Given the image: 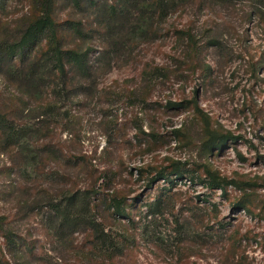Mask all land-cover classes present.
I'll use <instances>...</instances> for the list:
<instances>
[{
    "label": "rangeland",
    "instance_id": "1",
    "mask_svg": "<svg viewBox=\"0 0 264 264\" xmlns=\"http://www.w3.org/2000/svg\"><path fill=\"white\" fill-rule=\"evenodd\" d=\"M36 1L0 0V43L19 38ZM122 1L54 0L64 47L91 50L80 94L26 99L0 76V105L16 96L29 117L58 107L37 170L0 142V264H264V0H167L146 40L115 51L100 22L104 5ZM154 1L141 2L147 17ZM78 22L82 37L66 30ZM204 118L237 139L211 151ZM207 171L252 186L209 190L198 182ZM159 173L167 180L148 186ZM86 188L98 192L91 211L118 250L83 227L47 226L45 195ZM115 196L124 217L108 207Z\"/></svg>",
    "mask_w": 264,
    "mask_h": 264
},
{
    "label": "trees",
    "instance_id": "2",
    "mask_svg": "<svg viewBox=\"0 0 264 264\" xmlns=\"http://www.w3.org/2000/svg\"><path fill=\"white\" fill-rule=\"evenodd\" d=\"M142 1L123 0L119 7L103 6L107 21L100 24L110 34L108 37L110 45L115 51L124 48L133 37L146 40L144 35L146 29H150L156 20H162L167 15V0H155L150 17L142 11L146 7L145 4L142 5V9L140 8ZM73 2L76 4L77 0ZM36 6L34 18L30 19L21 31L19 38L13 42L0 43V76L15 85L26 99L36 101L46 98L54 101L70 99L80 94L81 82L90 77L91 50L82 49L80 46L64 47L62 38L65 30L54 21L52 15L54 0H37ZM100 14L102 16V12ZM81 26L80 22L70 24L66 30L73 36L82 37ZM110 54L107 55V66H110L109 61L113 58ZM13 97L4 105H0L1 149L3 152L13 149L23 166L37 170L45 154L44 142L54 135V129L51 126H54L57 120L58 107L56 104L48 103L43 108L45 111L40 112L37 108L36 114L29 117L30 109L21 108L20 104L24 105V102L19 101L16 96ZM171 105L179 106L181 103ZM24 112L27 113L24 115ZM203 124L211 151H220L228 141L237 139L229 134L212 131L205 118ZM28 174L29 181H34L35 176L30 172ZM173 175L175 179H182V174L178 170L174 171ZM160 179L167 180V177L159 173L148 179V186H152ZM169 182L172 184L173 180ZM198 182L209 190L221 191L227 187L240 189L252 186L221 177L210 171L206 172L205 180H198ZM97 193L96 189L86 188L63 189L58 195H45L46 202L43 206L48 214L47 226L54 234H59L65 229L76 230L78 227H83L90 230L93 239L106 245L107 249L118 250L114 242L108 239L91 211L89 203ZM236 206L243 210L245 208L240 203ZM108 207L115 216H126L122 199L112 197ZM13 238L11 233L4 234L8 247L15 249L16 254H24L22 247L17 248L18 245Z\"/></svg>",
    "mask_w": 264,
    "mask_h": 264
}]
</instances>
